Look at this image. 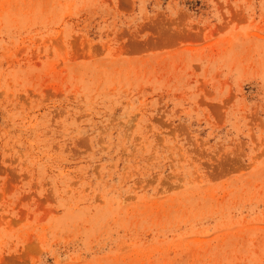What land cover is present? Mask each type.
<instances>
[{
	"label": "rangeland",
	"instance_id": "1",
	"mask_svg": "<svg viewBox=\"0 0 264 264\" xmlns=\"http://www.w3.org/2000/svg\"><path fill=\"white\" fill-rule=\"evenodd\" d=\"M0 264H264V0H0Z\"/></svg>",
	"mask_w": 264,
	"mask_h": 264
}]
</instances>
